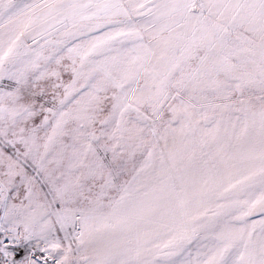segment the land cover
Wrapping results in <instances>:
<instances>
[{"label":"snow or ice","instance_id":"1","mask_svg":"<svg viewBox=\"0 0 264 264\" xmlns=\"http://www.w3.org/2000/svg\"><path fill=\"white\" fill-rule=\"evenodd\" d=\"M0 264H264V0H0Z\"/></svg>","mask_w":264,"mask_h":264}]
</instances>
